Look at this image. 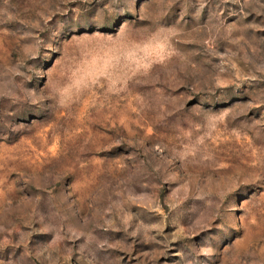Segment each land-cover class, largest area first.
Segmentation results:
<instances>
[{"label": "rangeland", "instance_id": "rangeland-1", "mask_svg": "<svg viewBox=\"0 0 264 264\" xmlns=\"http://www.w3.org/2000/svg\"><path fill=\"white\" fill-rule=\"evenodd\" d=\"M0 264H264V0H0Z\"/></svg>", "mask_w": 264, "mask_h": 264}]
</instances>
